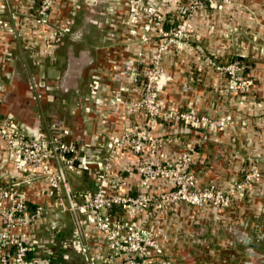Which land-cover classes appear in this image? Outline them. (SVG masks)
<instances>
[{
	"label": "crops",
	"instance_id": "crops-1",
	"mask_svg": "<svg viewBox=\"0 0 264 264\" xmlns=\"http://www.w3.org/2000/svg\"><path fill=\"white\" fill-rule=\"evenodd\" d=\"M40 3L41 0H0V116L12 117L32 138L58 133L69 142L92 148L93 154L83 152L87 166L70 173V178L74 189H94L107 140L118 136L130 123L144 125L147 121L141 110L131 113L126 105L116 102L115 95L128 90V97L139 96L141 81L132 76L135 74L132 61L143 46L145 61L150 62L154 44L142 45L139 36L131 34L125 26L128 6L109 0H95L93 6L87 0L80 3L60 0L51 13V27L59 33L55 40L51 39V28L46 26L47 34L43 35L32 20ZM178 9L171 8L170 12L178 15ZM211 10L202 15L206 23L211 22ZM66 26L69 28L65 29ZM178 55L170 50L163 59L160 96L164 109L208 108L212 102L205 101L202 89L194 91L193 85L182 86L186 70L176 59ZM40 64L46 66L48 79L40 78ZM39 106L41 113L36 110ZM259 127L264 133V122ZM150 130L165 139L160 150L169 159L178 157L184 149L180 140L194 138L193 170L201 188L214 184L225 189L237 171H241L242 165L234 173L229 167L224 171L230 174L218 176L216 171L224 163L213 160L216 148L208 142L203 145L198 132L187 129L185 124L159 121L152 123ZM101 143L102 149L98 148ZM136 162L135 155L123 151L117 164L123 169ZM9 165L5 142L0 139V185L10 175L26 179V174L14 170L9 173ZM124 174L125 190L137 192L143 181L138 169ZM164 184L162 180L154 181L153 190L162 191ZM257 188L254 199L238 201L229 208L177 204L172 211L156 209L149 222L165 231L166 239L162 241L165 257L172 264H264V179ZM20 196L30 209L38 204L49 207L33 229L32 254L49 255L53 264H123L118 258L111 263L101 259L106 255L103 237L90 229L85 235L89 244L85 251L63 246L72 239L74 217L72 213L61 215L54 207L55 195L47 179L22 183ZM53 223L57 224L56 229H52ZM247 238L255 244L258 254H250L254 247L246 244Z\"/></svg>",
	"mask_w": 264,
	"mask_h": 264
},
{
	"label": "built area",
	"instance_id": "built-area-1",
	"mask_svg": "<svg viewBox=\"0 0 264 264\" xmlns=\"http://www.w3.org/2000/svg\"><path fill=\"white\" fill-rule=\"evenodd\" d=\"M60 0H41L37 12L32 14L34 25L46 35L45 27L51 28V39H56L58 30L51 27V13ZM129 8L125 26L133 35L139 36L142 45L154 44L152 59L145 61L142 46L132 63L135 80L141 81L137 98L128 97L129 91L115 95V101L127 106L129 112L141 110L146 123H130L118 136L107 140L102 167L96 173L94 189H74L70 173L81 171L87 166L83 161L84 148L75 141H67L60 134L32 138L20 131L17 122L10 116L0 122V139L5 142L8 171L26 174V179L14 175L0 185V264H53V259L34 250L31 236L34 227L45 217L49 207L38 204L30 209L20 197L22 183L45 178L55 195L54 207L62 214L72 213L74 230L72 239L63 246H73L79 251L89 248L85 235L87 229L102 235L106 255L101 259L107 263L121 259L123 264H172L165 257L162 244L165 231L149 222L154 211H172L175 205L184 204L194 208L223 209L238 201H250L258 194L259 171L246 174L225 189L211 184L199 187L198 177L193 170L195 151L193 145L183 147L181 154L169 159L160 147L163 136L150 130L152 123L185 124L187 129L196 130L204 117L191 110L164 109L160 96L163 78V59L170 50L180 53L182 44L188 39L185 10L181 6H167L170 0H113ZM112 1V2H113ZM174 7L178 15L168 14ZM183 10V9H182ZM173 13V11H172ZM183 13V14H182ZM178 19V21H175ZM170 24V25H169ZM66 26L65 29H68ZM61 31V30H60ZM45 39L48 37H44ZM1 120V118H0ZM102 149L104 143L98 144ZM97 149V148H96ZM123 151L137 157L132 166L121 168L118 158ZM138 169L143 181L137 192L125 190L127 170ZM164 181L165 188L153 190L154 181ZM56 223L52 229H56Z\"/></svg>",
	"mask_w": 264,
	"mask_h": 264
},
{
	"label": "rangeland",
	"instance_id": "rangeland-1",
	"mask_svg": "<svg viewBox=\"0 0 264 264\" xmlns=\"http://www.w3.org/2000/svg\"><path fill=\"white\" fill-rule=\"evenodd\" d=\"M167 2L170 7L181 6L180 11L186 9L189 40L182 41L187 46L176 58L186 70H183L182 86L193 85L194 91L202 89L205 101L212 102L208 108L194 111L200 118H205L200 121V127H194L198 139L203 145L208 142L216 148L213 160L224 163V167L216 171L218 176L225 172L230 174V171H224L229 167L234 173L242 165L236 176L230 175L231 183L257 169L260 173L258 184L264 179V133L259 127V123L264 122V0ZM208 9H212L211 22L206 23L202 15L207 14ZM45 72L46 66L40 64V78L48 79ZM37 79L35 77L34 81ZM163 82L164 65L161 84ZM36 110L41 113V106ZM2 115L0 122L7 117ZM17 124L20 131L30 137ZM180 142L183 147L195 145L192 137Z\"/></svg>",
	"mask_w": 264,
	"mask_h": 264
},
{
	"label": "water",
	"instance_id": "water-1",
	"mask_svg": "<svg viewBox=\"0 0 264 264\" xmlns=\"http://www.w3.org/2000/svg\"><path fill=\"white\" fill-rule=\"evenodd\" d=\"M87 3H88V5L93 6V5H95V0H87ZM246 244H250L252 247H254V248L250 251V254H251V255H255V254H258V253H259V251H258V249L256 248L255 244L252 243V242L250 241V238H247V239H246Z\"/></svg>",
	"mask_w": 264,
	"mask_h": 264
}]
</instances>
